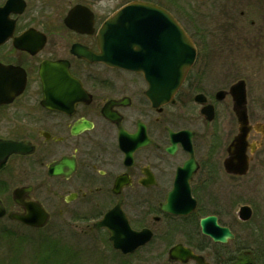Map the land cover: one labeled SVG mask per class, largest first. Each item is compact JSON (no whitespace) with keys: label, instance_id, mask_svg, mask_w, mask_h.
<instances>
[{"label":"flooded vegetation","instance_id":"1","mask_svg":"<svg viewBox=\"0 0 264 264\" xmlns=\"http://www.w3.org/2000/svg\"><path fill=\"white\" fill-rule=\"evenodd\" d=\"M191 2L185 19L179 3L175 12L160 5L179 21L195 59L173 102L154 106L146 73L75 52L100 53V30L122 6L104 14L100 0H0L9 12L0 11V68H10L0 69V154L2 142L20 145L0 159L5 235L26 243L32 236L25 229H52L59 238L78 231L112 264H264V230L251 226L264 199V0ZM167 50L149 43L130 53L141 61ZM45 63L68 70L42 72ZM102 66L126 73H100ZM242 101L247 134L235 143ZM15 190L47 213L44 227L10 218L24 213ZM235 199L241 204L232 211ZM169 204L187 214L163 210ZM113 210L122 235L127 222L135 232H151V241L130 253L115 249L110 232L96 226ZM207 217L232 238L222 243L204 234ZM52 239L55 248L67 246ZM178 246L201 262L172 257ZM14 251L2 252L0 262H24Z\"/></svg>","mask_w":264,"mask_h":264},{"label":"water","instance_id":"2","mask_svg":"<svg viewBox=\"0 0 264 264\" xmlns=\"http://www.w3.org/2000/svg\"><path fill=\"white\" fill-rule=\"evenodd\" d=\"M0 11L4 13L5 17L9 14L6 8ZM70 16L72 17V15ZM149 34L153 37L151 42H149L150 44L155 43L165 48H171V50L165 51L164 56L160 55L158 58L144 57L143 60L137 61L135 60L136 58L131 56V48L135 45L146 46L149 44L147 42ZM23 38L18 39L17 43H21ZM99 50L100 53L98 54L81 49H77L75 52L79 57L90 62H101L111 68L132 69L146 73L145 77L150 83V90L147 96L154 106L173 102L175 94L195 59L192 43L172 14L157 5L141 1H134L125 5L106 20L100 30ZM58 68H64L66 72L68 70L66 66L62 67L56 63H45L41 70L44 72ZM0 69L7 70L10 68L3 67ZM236 112L239 118L241 135L236 138L235 143L243 140L247 134V114L245 107H243V101L242 106ZM1 145L4 149L3 153L0 154L2 162L12 152H16L20 148V145L16 143L2 142ZM227 168L230 172L233 171L230 167ZM244 172H246V169L239 171L240 174H244ZM14 198L23 206L24 213L21 215L10 213L11 219L19 220L38 228L46 225L48 220L47 213L38 203L29 200L25 196V191L15 190ZM246 209L243 208L242 212L244 213ZM163 210L171 212L170 204L164 206ZM174 213L187 214V212ZM4 214L5 209L0 202V217L4 216ZM113 214L114 210L108 212L96 226L97 228L104 227L108 229L111 234L110 240L116 249H120L124 253L134 252L151 240V232L147 230L135 232L127 222L123 223L126 235H122L123 230L120 226L122 223L117 222L115 225V222L111 220ZM200 224L202 232L216 242L225 243L227 238H232L229 230L218 227L215 217L204 218ZM171 254L174 258L182 254L183 257H192L201 262V258L194 257L181 246L174 248Z\"/></svg>","mask_w":264,"mask_h":264},{"label":"rangeland","instance_id":"3","mask_svg":"<svg viewBox=\"0 0 264 264\" xmlns=\"http://www.w3.org/2000/svg\"><path fill=\"white\" fill-rule=\"evenodd\" d=\"M71 1V0H68ZM101 5L106 6V12L104 14H108L109 12L119 8L124 3L129 0H100ZM153 1L155 3H160L161 5H165L172 12L176 11L177 3H179L186 11V14L183 16H188L190 13L191 0H148ZM192 6H195L192 3ZM236 11L239 12V7H236ZM230 12L229 15L233 19L236 18L233 15L231 8L228 9ZM49 14V12H48ZM220 19H217L219 21ZM224 22V19L221 21ZM100 73H126L120 70H110L105 67H101ZM259 200L258 198H256ZM247 203V202H246ZM241 201L237 199L230 201L228 207L232 209V211H236L239 208ZM252 225H256L258 228L264 230V199L259 202V213L254 218ZM6 227H9L5 224L4 221H0V260L1 254L4 251H8L11 246H14V252L17 253L19 258H23L25 256L24 262L20 261L18 264H30L27 262L28 257H30L31 264H112L110 254H105L101 250H96L93 247L92 241L90 239H80L81 235L78 231H70L64 234V238H59L52 236L54 235L52 229H47L44 231H36V230H26L32 236L31 242L20 243V238L11 233L6 234ZM13 231V230H12ZM53 238L59 239L57 242V247L64 244L66 247L55 248L54 243L51 241ZM245 243L253 246L252 236L249 235L244 236ZM51 239V240H50ZM64 240V243H63ZM264 242V238H261ZM107 245H103L105 247ZM27 257V259H26ZM0 264H2L0 262Z\"/></svg>","mask_w":264,"mask_h":264}]
</instances>
